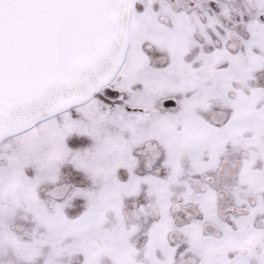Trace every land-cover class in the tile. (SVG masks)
<instances>
[{
    "label": "snow or ice",
    "instance_id": "6c2138e0",
    "mask_svg": "<svg viewBox=\"0 0 264 264\" xmlns=\"http://www.w3.org/2000/svg\"><path fill=\"white\" fill-rule=\"evenodd\" d=\"M0 264H264V0H0Z\"/></svg>",
    "mask_w": 264,
    "mask_h": 264
}]
</instances>
